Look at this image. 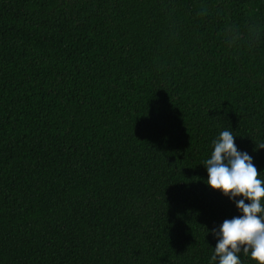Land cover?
Masks as SVG:
<instances>
[{
    "label": "trees",
    "instance_id": "16d2710c",
    "mask_svg": "<svg viewBox=\"0 0 264 264\" xmlns=\"http://www.w3.org/2000/svg\"><path fill=\"white\" fill-rule=\"evenodd\" d=\"M224 130L264 178V0H0V264H210Z\"/></svg>",
    "mask_w": 264,
    "mask_h": 264
},
{
    "label": "clouds",
    "instance_id": "9594fccd",
    "mask_svg": "<svg viewBox=\"0 0 264 264\" xmlns=\"http://www.w3.org/2000/svg\"><path fill=\"white\" fill-rule=\"evenodd\" d=\"M203 165L207 185L232 200L240 213L210 230L217 238L210 264H242L241 254L264 264V178L253 158L238 150L232 131L224 130Z\"/></svg>",
    "mask_w": 264,
    "mask_h": 264
}]
</instances>
